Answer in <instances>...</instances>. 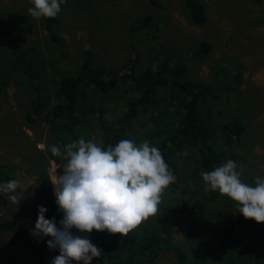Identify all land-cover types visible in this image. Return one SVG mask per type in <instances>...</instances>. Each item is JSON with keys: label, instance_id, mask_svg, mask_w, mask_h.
<instances>
[{"label": "rangeland", "instance_id": "obj_1", "mask_svg": "<svg viewBox=\"0 0 264 264\" xmlns=\"http://www.w3.org/2000/svg\"><path fill=\"white\" fill-rule=\"evenodd\" d=\"M199 1L207 18L203 25L191 21L184 0H66L56 16V25L53 22L51 26V31L65 42L58 44L45 27L46 17L36 19L29 14L30 0H0V63L10 56L12 49L39 44L43 57L41 53L37 55L43 60L35 64L40 68L35 69L34 83L45 89L41 94L51 100L47 108L52 110L57 103L59 72L76 71L88 51L93 64L107 68L134 58L133 43L137 45V69L156 70L165 60L172 65L185 61L186 77L208 85L216 95L210 103L208 97L212 95L204 94L215 114L214 120L218 121L217 112L222 124L236 116L244 126L239 141L231 147L233 156L224 157L222 164L231 159L244 165L241 180L254 185L255 177H264V0ZM13 12L20 13L25 21L10 27L12 22L5 19ZM147 18L151 22L147 23ZM202 40L211 45L209 51L198 50ZM120 86L119 91L80 100L82 107L90 101L102 109L86 110L81 121L83 131L78 132L80 126L75 129L79 139L101 144V114V120L108 126H121L124 137L137 146L148 141L158 148L161 133L168 130L171 120L175 125L180 123L183 108L161 101L159 109L148 110L143 116L139 109L129 106V98L138 94V90H133V82H121ZM31 89L25 78L15 75L0 95V165L13 170L20 185L15 194L21 199L16 205L7 194L0 193V222L18 223L25 237V241L21 240L12 229L0 231V264L10 260L39 264V256L33 253L46 250L48 245L44 237L30 234L36 220L28 210L44 207L42 177L47 174L54 194V172L57 174L59 165L63 168L66 163L59 156L56 157L61 159L60 164L53 159L49 148L54 145V136L48 123L29 122L26 118L34 98ZM136 113L138 116L134 117ZM216 134L214 131L212 140L221 147L222 140H215ZM171 160L177 165L171 171L174 174L177 170L178 174H174L175 181L162 193L160 203L186 210L159 213L152 222H142L137 227V232L161 231L167 236L163 228L167 226V252L161 253L153 264H180L176 255L179 252L186 255V264H264V222L255 221L236 230L240 234L252 231L259 245L245 239L244 248L231 251L233 238L225 232L238 213L236 203L218 191H205L200 173L207 170L202 167L198 148L187 146L174 153ZM73 235L81 233L75 230ZM57 255L50 252L41 257V262L52 264ZM91 264L107 263L98 258Z\"/></svg>", "mask_w": 264, "mask_h": 264}, {"label": "trees", "instance_id": "obj_2", "mask_svg": "<svg viewBox=\"0 0 264 264\" xmlns=\"http://www.w3.org/2000/svg\"><path fill=\"white\" fill-rule=\"evenodd\" d=\"M184 2L191 21L196 25H203L207 20L203 4L199 0H184ZM150 20L147 18L146 22L149 23ZM5 21L12 22L10 27H15L22 24L25 17L20 13L13 12L8 14ZM53 22L56 25L57 17L46 18L45 27L50 32L51 39L58 44L65 43L57 32L51 31ZM133 46L134 48L137 47L134 43ZM134 48L131 47L135 55L134 58L128 59L119 66L107 68L95 65L89 58L90 52L88 51L80 60L76 71H67L69 72L67 74H65L66 71H60L59 82L55 89L57 103L53 105L52 110L47 108L51 100L48 96L44 97L41 94V91H45V89L39 87L40 84L34 83L35 69L40 68L35 64L37 61L43 60L37 55V53H41L43 57V51L39 44L28 46L25 49H12L10 56L3 58L4 62L0 63V95L13 76L18 75L25 78L32 87L34 97L26 114L27 120L29 122L43 121L48 123L50 132L54 136L53 144L59 145L63 150L65 144L79 140L77 133L84 129L81 121L86 114V110L95 112L97 109L99 111L102 109L101 105H92L90 101H86L84 107H82L80 100L94 99L95 96L107 91H119L121 82L132 81L133 90H138V94L136 97L129 98V106L133 110L139 109L143 112V116L148 110L159 109L161 101H166L168 105L176 103L184 110L180 123L175 125V122L171 120L168 130L161 133L163 136L158 140L160 143L158 149L161 151L170 170L173 171L174 166L177 168V165L173 164L174 161L171 160L174 153H178L191 145L196 146L200 151L203 158L202 167L207 171L220 166L224 157L233 156L231 147H234V144L239 141L244 126L236 116L233 121L222 124V121L219 120L221 116L217 112L215 113L218 121L214 120L215 114L209 109L210 105L204 99V94L207 93L212 95L208 97L210 103L215 100L216 95L212 94L213 89L206 84L190 81L186 77L185 61L172 65L165 60L156 70L151 68L137 69L138 56L136 55V48ZM210 48L211 45L205 40H202L198 45L199 51L207 52ZM123 70L126 72H122ZM136 116H138V113L134 115V117ZM99 117L100 134L103 137L100 144L102 147L106 149L109 145L115 146L120 140L126 139L123 135L124 129L121 126H108L105 121L101 120V114H99ZM213 122L216 123V127H213ZM79 126L80 130L75 132V129ZM214 131L217 132L215 140L218 137L222 140L221 147H217L212 140ZM53 159L60 164L61 159L56 156ZM62 172L63 168L59 165L57 169L58 176ZM174 174L176 176L178 171L176 170ZM9 180H15L13 170L6 165H0V183ZM41 186L45 201L44 207L47 209L45 218L52 219L54 217L59 228L61 226L59 222L64 214L62 211H58L59 206L54 198L53 189L48 182L46 173L42 177ZM185 210L184 208H172L159 203L157 214L149 217L144 223L152 222L159 213L173 214ZM28 213L37 220L38 211L28 210ZM252 222H255V220L246 219L239 212L230 221L225 234H231L233 238L232 252L237 251L238 248H244L245 239L260 244L252 231L242 232L241 234L236 233L240 226L244 229ZM235 225L238 227H235ZM163 228L167 232V236L162 235L161 231L157 232L158 234H149L147 230L137 232L138 228L127 235L110 234L107 230L101 232L95 229L91 233L81 232L76 228H72L70 231L73 233L78 230L81 233L79 236L82 238L87 237L95 246L103 250L102 255L94 257L92 262L102 258L107 264H153L163 251H167L166 242L168 241L169 232L167 226ZM3 229L17 231L19 238L25 241L22 227L18 223L13 221L0 222V231ZM137 238H142V240L140 241ZM49 239L52 238L50 236L44 237L46 242ZM223 244H226V240ZM50 252L59 254V249H49L48 247L44 251H35L33 254L39 256L38 263L43 264L41 257ZM173 252L177 253L176 251ZM176 255L177 258L179 257L180 264H186L185 254L179 252ZM261 255L262 251H259L258 256ZM8 264H17V262L10 260Z\"/></svg>", "mask_w": 264, "mask_h": 264}, {"label": "clouds", "instance_id": "obj_3", "mask_svg": "<svg viewBox=\"0 0 264 264\" xmlns=\"http://www.w3.org/2000/svg\"><path fill=\"white\" fill-rule=\"evenodd\" d=\"M63 3L66 0H30L28 12L36 19L55 18ZM49 150L66 161L62 174L52 182L58 211L64 215L58 228L54 217L45 218L47 209L38 206V218L30 234L52 238L47 240L49 249H59L52 264H91L103 250L87 237L73 235L72 228L127 235L157 214L162 193L175 181L161 151L148 141L137 146L122 139L105 149L81 138L65 144L63 150L59 145ZM243 170L244 165L229 159L200 175L205 191H218L234 201L237 212L246 219L264 222V177H255L254 185H249L241 180ZM19 186L16 180L0 183V193L19 205L21 199L13 194Z\"/></svg>", "mask_w": 264, "mask_h": 264}, {"label": "crops", "instance_id": "obj_4", "mask_svg": "<svg viewBox=\"0 0 264 264\" xmlns=\"http://www.w3.org/2000/svg\"><path fill=\"white\" fill-rule=\"evenodd\" d=\"M54 174H55V176H56V178L58 177V173L56 174L55 172H54ZM167 251H163L162 253H166ZM156 261V260H155Z\"/></svg>", "mask_w": 264, "mask_h": 264}]
</instances>
